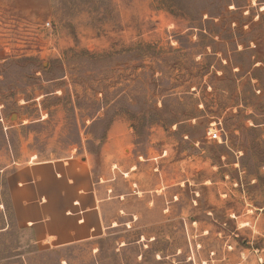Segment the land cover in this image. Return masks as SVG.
<instances>
[{
  "label": "rangeland",
  "instance_id": "1",
  "mask_svg": "<svg viewBox=\"0 0 264 264\" xmlns=\"http://www.w3.org/2000/svg\"><path fill=\"white\" fill-rule=\"evenodd\" d=\"M71 155L104 228L37 243L7 171ZM0 264H264V0H0Z\"/></svg>",
  "mask_w": 264,
  "mask_h": 264
},
{
  "label": "crops",
  "instance_id": "2",
  "mask_svg": "<svg viewBox=\"0 0 264 264\" xmlns=\"http://www.w3.org/2000/svg\"><path fill=\"white\" fill-rule=\"evenodd\" d=\"M7 172L14 218L35 242L65 247L89 242L102 232L106 204L88 157L15 162Z\"/></svg>",
  "mask_w": 264,
  "mask_h": 264
},
{
  "label": "built area",
  "instance_id": "3",
  "mask_svg": "<svg viewBox=\"0 0 264 264\" xmlns=\"http://www.w3.org/2000/svg\"><path fill=\"white\" fill-rule=\"evenodd\" d=\"M49 24V22H48ZM209 137L211 139L217 140L219 142L223 141V128L218 127V126H212L210 131H209Z\"/></svg>",
  "mask_w": 264,
  "mask_h": 264
}]
</instances>
